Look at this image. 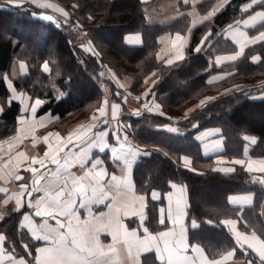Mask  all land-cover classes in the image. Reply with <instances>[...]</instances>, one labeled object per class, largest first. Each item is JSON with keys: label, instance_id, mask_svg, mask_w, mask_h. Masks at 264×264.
<instances>
[{"label": "crops", "instance_id": "0c3cea01", "mask_svg": "<svg viewBox=\"0 0 264 264\" xmlns=\"http://www.w3.org/2000/svg\"><path fill=\"white\" fill-rule=\"evenodd\" d=\"M6 1L11 5L43 4L40 7L52 10L39 15L45 21L63 17L60 6L52 0ZM140 1L145 3V19L150 25L184 16V24L163 34L155 46L156 61L164 65L183 60L190 42L195 51L201 52L214 44L220 51L210 60L215 65H226L240 58L247 47L264 40L262 8L237 17L214 32L209 27L200 28L213 20L229 0H215L204 8L200 6L204 0ZM260 1L263 0H248L240 10L251 9ZM122 41L129 47L141 46L143 35L129 32ZM83 47L95 51L92 44L84 43ZM250 60L257 63L260 56L254 54ZM43 70L47 72L49 67L45 64ZM27 71V64L16 60L10 75L17 78ZM108 74L115 85L113 92L107 91L87 118L74 121L68 128L57 123L49 126L55 121L54 116L37 115L43 102L40 98L28 101L19 97L22 114L17 119L16 131L0 139V220L23 210L21 225L37 246L31 261L15 256L4 248V236L0 233V264H143L142 258L147 254H152L160 264H252L235 258L234 250L211 258L201 245L189 242L185 224L187 194L181 184L171 182L164 193L151 191L153 200H161L157 221L162 227L151 231L146 226V196L136 188L133 168L147 151L131 137L130 118L144 111L158 115L164 112L161 103L149 95L148 86L132 91L126 75ZM228 75L227 71L217 72L206 82L216 84ZM207 97L208 94L201 96L196 104ZM120 98L126 109L118 101ZM207 101L203 100L200 106ZM172 124L168 122L164 128L173 132ZM193 139L201 155L209 158L207 165L212 170L230 173L235 166H243L264 183V156L251 157L245 148L240 155L225 153L219 127H204ZM178 161L185 169L197 170L190 155H178ZM227 202L239 208L251 206L254 194L231 193ZM262 216L264 220V209ZM237 222L236 218H228L221 224L240 247L252 250L264 262V239L253 230L240 229Z\"/></svg>", "mask_w": 264, "mask_h": 264}, {"label": "trees", "instance_id": "16d2710c", "mask_svg": "<svg viewBox=\"0 0 264 264\" xmlns=\"http://www.w3.org/2000/svg\"><path fill=\"white\" fill-rule=\"evenodd\" d=\"M59 1L73 13L66 14V19L48 21L31 16L38 9L30 4L5 6L0 1V24L11 25L0 33V139L16 131L17 119L22 114L20 96L28 101L40 98L43 102L37 115L54 116L55 121L49 126L57 123L68 128L74 121L87 118L107 91L113 92L115 85L108 73L113 72L118 77L126 75L132 91L148 86L149 95L157 97L165 114L186 115L179 121L150 113L130 118L131 137L147 151L140 155L133 168L136 188L146 196V226L151 231L162 227L157 221V206L161 200H153L151 191L157 189L164 193L169 189L168 185L175 182L183 185L187 194L185 224L190 243L201 245L211 258L234 250L237 259L264 264L252 250L240 247L221 224L223 219L236 218L240 229L254 230L264 239V183L243 166H235L230 173L212 170L207 165L209 158L201 155L193 139L198 130L216 126L224 137L225 153L242 154L247 138L254 137L249 154L264 156V123H242L243 118L237 113L247 107L253 109L249 113H256L258 107L264 108V97L251 98L253 93L264 92V87L234 88L208 100L203 106L196 104L207 94V89L212 91L217 83L233 85L263 79L264 40L247 47L240 58L226 65H215L210 60L220 51L214 44L208 51L201 52L195 51L190 42L183 60L164 65L156 61L155 46L163 34L178 30L184 24V16L168 23L150 25L145 19V3L140 0ZM214 1L204 0L200 6H211ZM247 1L229 0L200 30L209 27L217 32L237 17L264 9L263 0L251 9L241 11L240 6ZM129 32H141L143 44L124 45L122 37ZM103 33L114 42L108 41ZM83 37L93 42L96 54L83 50ZM254 54L260 56L257 63L250 60ZM16 60L24 61L28 71L12 78L11 65ZM121 62L126 65H120ZM45 64L49 67L47 72L43 70ZM220 71L229 72L228 77L216 84L205 83L207 76ZM103 84L107 87L103 88ZM168 122H174L173 132L164 129ZM178 152L191 155L197 170L181 167L178 155L174 156ZM202 187L213 193L200 195ZM241 192H252L253 204L243 208L230 206L227 196ZM22 214L23 210H19L3 217L0 233L8 252L31 261L37 243L21 225ZM142 262L160 264L152 254L143 257Z\"/></svg>", "mask_w": 264, "mask_h": 264}, {"label": "rangeland", "instance_id": "374dc122", "mask_svg": "<svg viewBox=\"0 0 264 264\" xmlns=\"http://www.w3.org/2000/svg\"><path fill=\"white\" fill-rule=\"evenodd\" d=\"M0 1H3L4 3H1L2 5H6V6H21L22 4H30V5H32V6H34L35 8H37L38 10H36V11H33L32 13H31V16H33V17H38V19L40 18L41 19V17L39 16V15H41V14H45L44 12H47V13H49L50 11L52 12V10L51 9H49V8H42V7H40V6H42L43 4H40V3H32V2H23V3H20V4H14V5H11L12 3H9V2H7L6 0H0ZM14 1H17V0H14ZM52 1H55L59 6H60V10L61 11H63V17H60V16H55V18H59V19H66L67 17H66V14L68 15V14H70V13H73V11H72V9H70V7H68V6H66V8H64L65 6L63 5V3L62 2H60L59 0H52ZM68 12V13H67ZM75 16V15H74ZM75 17H77V16H75ZM45 21V20H44ZM9 23H2V24H0V33H1V31H3V30H6L8 27H10L11 28V25H8ZM108 33V32H107ZM104 34V36H105V38L108 40V41H110V42H114V39L112 38V37H109V36H107V34H105V33H103ZM84 38V43H86L87 44V46L89 45V44H92V46L94 47L93 49H95V46H94V44H93V42L92 41H90L89 39H87V38H85V37H83ZM84 46V44L82 45V48H83V50L84 51H86V49H85V47H83ZM96 51V50H95ZM94 50H93V52H91V51H88L87 50V52H90V53H93V54H96V52H95ZM19 61H22V60H19ZM22 62H24V61H22ZM25 63V62H24ZM125 63H120V65H124ZM126 65V64H125ZM48 66V65H47ZM209 68H210V66H209ZM208 68V69H209ZM207 69V70H208ZM221 72V71H220ZM217 73V72H216ZM213 74H215V73H213ZM213 74H211V75H213ZM211 75H209V76H211ZM209 76H207V77H209ZM111 81H112V79H111ZM113 82V81H112ZM205 83H206V81H205ZM251 83H253V85H251ZM233 85H236V86H238L239 85V87H237V88H243V87H248V86H251V87H253V86H255L254 87V89H259V88H262V87H264V78L263 79H259V80H255V81H250V82H236L235 84H233ZM104 86L105 87H107V85H104L103 84V88H104ZM216 86V85H215ZM215 86H213L212 87V91L210 90L209 91V89H207V94H208V96L209 97H207V98H205V99H203L204 100V102L205 101H207V99L210 101L211 99H213V98H215L216 96H220V95H222V94H225V93H227L228 91H230L231 89H232V87H231V83L230 82H228V84H220V85H217L216 87ZM228 87V88H227ZM211 92H212V94H211ZM253 92H256V91H253ZM261 94L259 95L258 93H253L254 95L251 97L252 99H260V98H263L264 97V92H260ZM206 94V93H205ZM154 99H156V100H158L157 99V97L155 98L154 97ZM203 100L202 101H200V103H202L203 102ZM119 102H121V104L123 105V107L126 109V106L124 105V103H122V98H120L119 100H118ZM200 103H199V105H200ZM249 110H253L252 108H249V107H247L246 109H241V110H239L237 113H239V114H241V116H242V118L243 119H241V122L242 123H249L250 121H257V122H260V123H264V108L263 107H258L256 110H257V112H256V110L254 111V112H256V113H249L248 111ZM150 112H148V111H144V112H141L139 115H143V114H149ZM236 113V114H237ZM150 114H154V113H150ZM235 114V115H236ZM139 115H137V116H139ZM137 116H135V117H137ZM163 117H165L166 119H173V118H176L178 121L179 120H181L182 118H184L186 115L184 114V113H182V114H174V115H169V114H163L162 115ZM170 123V122H169ZM172 124V123H171ZM173 125V124H172ZM208 127H212V126H208ZM165 128H166V126H165ZM164 128V129H165ZM264 128V127H263ZM168 130V129H167ZM254 142V138H248V141H247V143H246V145H245V152H247L248 153V149L251 147V145H252V143ZM175 155L174 156H176V155H179V156H181L182 154H185V153H182V152H178V153H174ZM185 155H189V154H185ZM191 156V155H190ZM250 156V155H249ZM251 157H253V156H251ZM256 157H261V156H256ZM244 159V161H245V158H243ZM177 161H178V159H177ZM179 162V161H178ZM206 192L208 193H213V190H211V191H209V189L208 190H204L203 189V187L200 189V191H199V194L201 195V194H206ZM246 231H249V230H246ZM254 231V230H253ZM256 232V231H255ZM257 233V232H256ZM258 234V233H257ZM259 235V234H258ZM238 238H239V236H238ZM240 239V238H239ZM250 262V261H249Z\"/></svg>", "mask_w": 264, "mask_h": 264}]
</instances>
